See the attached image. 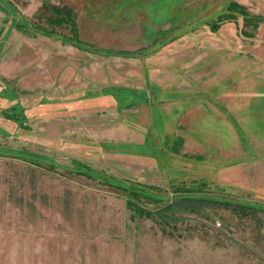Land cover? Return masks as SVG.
Masks as SVG:
<instances>
[{
    "label": "rangeland",
    "instance_id": "374dc122",
    "mask_svg": "<svg viewBox=\"0 0 264 264\" xmlns=\"http://www.w3.org/2000/svg\"><path fill=\"white\" fill-rule=\"evenodd\" d=\"M0 264H264V0H0Z\"/></svg>",
    "mask_w": 264,
    "mask_h": 264
},
{
    "label": "trees",
    "instance_id": "16d2710c",
    "mask_svg": "<svg viewBox=\"0 0 264 264\" xmlns=\"http://www.w3.org/2000/svg\"><path fill=\"white\" fill-rule=\"evenodd\" d=\"M57 15L58 16L60 15L58 21H63L64 20L63 18H65L67 22H70V23L74 24L73 21L72 22L70 21L71 19H69L70 17H69L68 14L67 15L66 14H63V9H58ZM11 94H13V93H11ZM22 112H23V110L21 109V112L15 113V116L17 117L18 122H21V120L25 118L24 117L25 115H24V113L22 114ZM15 152H18V151H15ZM27 154L30 155L29 158H30V161H31V163L33 165H37L38 166L39 164H41V162L38 161V160H40L39 158L36 159L35 156L31 155L30 153H27ZM19 155H21V154H19ZM73 166L75 167V169H77L79 171H81V170L84 171L85 170L87 172V175L89 177H91V178L94 175L93 174V171H90L88 169H85L82 166H79V165H76V164H73ZM93 177H95V176H93ZM103 181L104 182L106 181V183H108L109 186H112L113 189H117V190L120 189L122 191H126L127 194L131 195V197L134 198V201H129V204H131L132 206L134 205L137 208V211H138V209H139V211H142V209L138 208V204H137V197H138L137 195H138V193H137V190L135 188L136 185H132V186L129 185L128 186V185L123 184L124 181L117 182V181L113 180L111 177H108L107 179H105ZM146 197H148V196H146ZM148 198H150V197H148ZM151 199H153V198H151ZM155 200L158 201V202L159 201L160 202H163V199L160 198V197H159V199H155ZM179 201L180 202H183V203L186 202V201H193L195 203H198V202H207V203L215 202V203L220 204V205H222L224 207H229V208H231L233 210H236V211H239L240 210V211H243V212H246V211H249V210L253 211V209H257L253 205L252 206H249V205H246V204L233 203V202H230L228 200L225 201V200H219V199H215V200H212L211 201V200H207V199H204V198H195V199L193 198V199H189L187 197H183L182 196V197H179ZM133 202H136V203H133ZM174 205H175V203H172V202L171 203L164 202V205H163L164 207L162 206L163 211L161 210L160 213H159L160 217L164 221L168 222L169 220L172 219V217H168L165 214L166 213L165 211H167V210L168 211H172L173 208H174Z\"/></svg>",
    "mask_w": 264,
    "mask_h": 264
}]
</instances>
